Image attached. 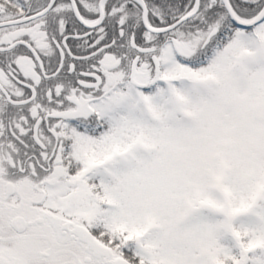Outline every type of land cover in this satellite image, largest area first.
<instances>
[{"label": "snow or ice", "instance_id": "snow-or-ice-1", "mask_svg": "<svg viewBox=\"0 0 264 264\" xmlns=\"http://www.w3.org/2000/svg\"><path fill=\"white\" fill-rule=\"evenodd\" d=\"M0 264H264V0H0Z\"/></svg>", "mask_w": 264, "mask_h": 264}]
</instances>
